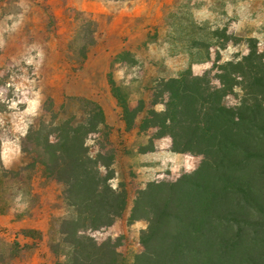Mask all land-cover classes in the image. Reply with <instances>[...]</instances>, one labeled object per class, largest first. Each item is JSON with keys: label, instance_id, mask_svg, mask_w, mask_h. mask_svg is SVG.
<instances>
[{"label": "rangeland", "instance_id": "obj_1", "mask_svg": "<svg viewBox=\"0 0 264 264\" xmlns=\"http://www.w3.org/2000/svg\"><path fill=\"white\" fill-rule=\"evenodd\" d=\"M40 1L55 5L53 11L57 21L50 31L40 18L39 12L43 9L36 8L32 0H0L3 164L11 170L20 166H28L30 170L40 158L46 157L48 139L58 143L56 148L62 143L63 147L82 151L85 156L71 157L61 152L51 163L55 176L49 180L44 178L40 164L33 171H27L24 187L31 186V189H24V201L13 202L14 215L11 217L22 213L24 222L34 216L43 223L48 213L50 224L55 228L59 216L75 218L80 215L75 208L79 200V182L96 181L102 191L101 204L83 203L81 212L89 211L92 215L79 229L78 236L98 245L111 244L123 257V264H139L141 261L136 258L148 252L144 238L154 226V221L150 220L158 214V207L166 203V198L144 192L152 189L171 195L180 190L171 185L192 184L202 161L201 149L181 152L180 138L165 130V126L174 128L176 125L165 117L166 103L175 100L169 89L170 76H179L188 68L189 51L172 44L147 46L144 43L146 34L152 27L140 23L127 34L108 38L104 34L100 38L101 48L83 60L81 50L85 36L80 33L90 7L83 0H72L75 8L70 7L71 0ZM178 1L138 0L113 11L106 2L100 1L95 7L98 13L110 14L111 19H106L105 27L112 24L116 28H126L130 18L124 27L117 24L123 23L136 9L140 12L141 5L148 8L146 12L131 17L152 16L159 3ZM209 1L213 6V0ZM231 5L228 2V11L235 15ZM235 10L240 20L225 33L227 50H235L234 42L245 36L258 38L259 48L264 50V0H239ZM198 12L207 18L213 10L204 7ZM119 14L123 16L119 18ZM180 37L178 34L177 38ZM124 48L132 49L133 61L119 57ZM210 54V59L200 57V62L193 63L192 69L202 78V85L213 93L222 86L221 64L215 66L213 63L217 56L215 50ZM118 94L123 96L122 100ZM225 104L238 106L234 96L227 98ZM68 122L75 127L82 123L87 126L89 136L85 146L81 143L82 135L72 143ZM82 186L89 194L94 192L90 185ZM42 197L52 201L50 210L49 207L35 209L36 198ZM192 199L191 211L195 210L197 201L196 197ZM107 201L110 210L102 204ZM169 201L172 203L171 199ZM226 231L227 228L221 229L223 235ZM19 240L22 246L32 242L23 236ZM213 249L216 250L215 245ZM23 254L22 261H29V252ZM215 258L213 255V264H242Z\"/></svg>", "mask_w": 264, "mask_h": 264}, {"label": "trees", "instance_id": "obj_2", "mask_svg": "<svg viewBox=\"0 0 264 264\" xmlns=\"http://www.w3.org/2000/svg\"><path fill=\"white\" fill-rule=\"evenodd\" d=\"M100 1L106 2L113 11L138 0H83L90 7L80 33L85 36L81 50L83 60L101 48L100 38L104 34L105 38L127 34L140 23L152 27L146 34L144 43L147 46L172 44L189 51L188 68L179 76H170L169 89L175 100L166 103L165 117L176 125L174 128L165 126V130L180 138L181 152L201 149L202 161L192 184L171 185L180 189L171 195L152 189L144 192L160 195L166 198V203L158 207V214L150 220L154 221V226L151 225V232L144 238L148 252L136 258L141 261L139 264H213V255L216 260L220 257L233 263L264 264V50H260L259 39L253 36L236 40L233 51L225 47V33L240 20L235 10L239 0H213V6L209 0L162 2L152 16L131 17L126 28H116L112 24L105 27L104 22L111 17L96 11L95 6ZM228 2L232 4L230 9L234 7L235 15L228 11ZM32 4L43 9L39 12L40 18L50 31L57 21L53 11L55 5L40 0H32ZM69 5L76 7L72 0ZM204 7L213 10L207 18L198 12ZM212 49L217 55L214 65L221 64L222 85L213 93L202 85V78L192 69L193 63L200 62V57L210 59ZM120 56L124 61L135 59L132 49L124 48ZM177 84L178 87H172ZM118 96L122 100L123 96ZM230 96L237 99L238 106H226L225 101ZM78 125L80 127L68 122L69 136L74 144L82 135L81 143L85 146L89 131L85 124ZM57 146L56 141L48 139L46 157L31 165L30 170L28 166L11 170L3 164L0 138V264H123V257L111 244L98 245L78 236L79 229L92 215L89 211L81 212L83 203L101 204L102 191L96 181L79 182V200L75 208L80 215L75 218L59 216L55 228L50 224L48 213L43 223L34 216L24 222L22 213L11 217L14 215L13 202L24 201V189H31V186L24 187L27 171H33L40 164L44 178L49 180L55 176L51 163L61 152L71 157L85 156L82 151L63 147L62 143ZM85 183L94 188L93 193L82 189ZM193 197L197 201L192 213ZM36 200L35 209H51L49 198ZM102 204L110 210L108 201ZM145 204L149 207L147 202ZM223 228H227L225 235L221 233ZM21 236L32 242L22 246ZM28 252L29 261L23 262V253Z\"/></svg>", "mask_w": 264, "mask_h": 264}, {"label": "crops", "instance_id": "obj_3", "mask_svg": "<svg viewBox=\"0 0 264 264\" xmlns=\"http://www.w3.org/2000/svg\"><path fill=\"white\" fill-rule=\"evenodd\" d=\"M140 12H136V10L138 11V9H136L134 12H131L130 14H129V16H127L126 18H125V21L123 22V23H121V24H117V26L119 25L120 27H124L125 26V24H126V20L128 21V19L129 18H131V16L130 15H143L145 12H146V9H148L146 6H142L141 5V7H140ZM123 15L122 14H119V18H121ZM117 17V16H116ZM116 17H115V22L117 23V21H116ZM118 19V18H117ZM115 23V24H116Z\"/></svg>", "mask_w": 264, "mask_h": 264}]
</instances>
